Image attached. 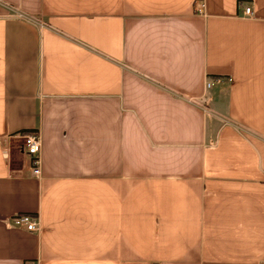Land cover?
<instances>
[{"label": "crops", "instance_id": "crops-1", "mask_svg": "<svg viewBox=\"0 0 264 264\" xmlns=\"http://www.w3.org/2000/svg\"><path fill=\"white\" fill-rule=\"evenodd\" d=\"M0 264H264V0H0Z\"/></svg>", "mask_w": 264, "mask_h": 264}, {"label": "built area", "instance_id": "built-area-1", "mask_svg": "<svg viewBox=\"0 0 264 264\" xmlns=\"http://www.w3.org/2000/svg\"><path fill=\"white\" fill-rule=\"evenodd\" d=\"M204 4H200L198 11L202 12ZM245 16H252L251 7H246L244 10ZM19 17L28 18L24 14H18ZM215 84V81L208 80L206 87L209 89ZM23 152L31 158L32 171L35 176L41 175L42 163V137L38 130L27 133L22 136ZM40 218L30 214H16L10 219V224L16 227H25L30 231H38L40 229Z\"/></svg>", "mask_w": 264, "mask_h": 264}]
</instances>
